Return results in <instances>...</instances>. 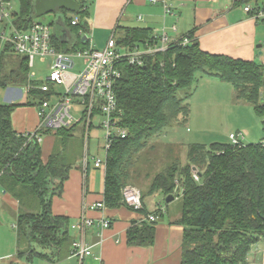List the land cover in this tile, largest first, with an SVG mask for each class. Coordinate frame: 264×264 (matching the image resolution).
Listing matches in <instances>:
<instances>
[{"label":"trees","instance_id":"trees-1","mask_svg":"<svg viewBox=\"0 0 264 264\" xmlns=\"http://www.w3.org/2000/svg\"><path fill=\"white\" fill-rule=\"evenodd\" d=\"M244 3L256 0H241ZM73 13L79 22L71 24L68 11L60 8L57 19L72 35L70 39L53 34V46L62 52L87 48L82 41L87 31L88 10L84 1ZM16 23L27 26L33 21L34 0H19ZM186 36L189 42L182 43ZM120 45L134 48L158 43L148 28L124 27L115 36ZM3 54L0 59V88L28 85L27 100L22 104L0 101V188L18 202L16 217L17 255L52 260L57 250L69 245V218L51 212L53 196L62 193L69 170L82 158L83 130L78 149L72 139L80 121L70 127L40 130L51 134L57 149L46 160L42 146L34 138L17 133L11 123V113L19 105H36L49 97L28 78L26 60ZM120 75L114 83L118 125L126 129L124 138L112 140L106 155L103 201L107 208L127 206L122 189L130 184L137 156L160 135L164 128L185 124L189 115L188 101L193 94L197 73L230 83L235 100L252 106L261 118L264 131V65L253 60L211 54L199 48L191 33L169 43L164 51L143 57V64L119 61ZM187 163L177 161L165 166L151 179L147 195L161 193L165 198L180 190L181 207L175 222L183 227L180 264H246L251 249L264 239V144L214 142L209 146L193 143L187 146ZM195 166L199 175H192ZM179 193V192H178ZM137 211L145 212L144 209ZM157 212V211H156ZM155 212V213H156ZM155 222L132 221L126 231L129 246H150L155 241ZM53 249L48 254L46 250ZM52 250V251H53ZM10 264H17L11 262Z\"/></svg>","mask_w":264,"mask_h":264},{"label":"crops","instance_id":"crops-1","mask_svg":"<svg viewBox=\"0 0 264 264\" xmlns=\"http://www.w3.org/2000/svg\"><path fill=\"white\" fill-rule=\"evenodd\" d=\"M76 1L80 3L88 0ZM90 1V7L84 4L88 10L87 31L82 32L81 36L91 35L92 38H88L89 44L94 48H96V30L107 35V39L100 43L103 48L108 38L117 36L122 28L140 27L150 29L156 37L163 33L166 34L168 44L186 33H191L199 48L205 52L253 60L264 65V21L256 19L251 12L244 10L247 5L263 6L264 0L249 3L241 0ZM164 3L167 4V9ZM74 18L78 17L73 16L72 19ZM60 22L57 23L59 29L54 28L53 34L63 36L65 40L70 39L72 35ZM202 78L211 80L214 84L223 82L208 75L200 76V80ZM233 99L236 103L249 105L235 100L234 89ZM11 123L13 129L22 134L37 129L39 118L35 108L17 107L11 113ZM93 130L95 128L91 131ZM49 135L50 138L41 145L43 160H46L50 154L54 142V137ZM98 170L102 169L95 167L92 163L84 169L82 159H79L69 170L68 177L63 182L62 193L53 196L51 200V212L54 215H65L69 218L68 231L72 240L61 251H56L59 253L56 258L52 260L38 258L46 264H180L183 227L175 222L179 216V210L169 214V205L175 198L173 197L166 204L155 200L149 204L145 197L142 202V209L145 212L133 210L125 205L117 208L104 207L100 210H85V204L103 200L105 171L102 170L100 173ZM98 175L102 179L100 184L96 182ZM151 213L157 215L154 223L156 230L154 243L150 246L127 245L126 231L131 222H142L145 216ZM17 215L18 202L16 199L0 190V264L11 262L26 264L25 256L17 255L15 228ZM80 216L91 217L94 220V225L87 228L83 235L79 230L70 227ZM103 217L111 220L110 226L101 228L98 225ZM77 238H83L92 252L89 256L83 257L80 263L72 253V243ZM258 244L259 242L251 252L257 257L258 254L263 255L264 253L259 249ZM52 250L49 249L46 252L51 254L54 252ZM248 258L250 255L247 261L251 263Z\"/></svg>","mask_w":264,"mask_h":264},{"label":"built area","instance_id":"built-area-1","mask_svg":"<svg viewBox=\"0 0 264 264\" xmlns=\"http://www.w3.org/2000/svg\"><path fill=\"white\" fill-rule=\"evenodd\" d=\"M162 1L165 2V0ZM164 7L167 9V4L164 3ZM244 10L251 12L256 19L264 21V5L254 7L247 5ZM17 14L11 6V0H0V59L3 54L20 56L26 60L28 68L35 57L41 61L46 58L51 59L49 74L46 77L51 84L43 82L36 86L40 91L49 94V97L38 100L35 105L39 118L37 129L22 135L41 142L40 130L70 127L76 121L85 125L86 132L89 127L91 130L100 128L104 132V143L101 146L103 155L89 154L90 136L86 133L82 165L86 169L89 163H92L105 171L106 155L112 140L116 137L124 138L127 135L126 129L118 125L120 110L117 108L114 92V83L120 75L119 61L125 58L130 64L142 65L144 56L164 51L168 47L166 34L163 33L157 37L158 43L151 45L146 43L144 46L132 49L120 45L114 36H110L101 49H96L89 44L87 48L68 53L58 51L53 46V30L50 24L33 18L27 26H20L16 23ZM78 22V18L71 20L72 25ZM188 42L189 39L184 36L182 43ZM74 58H81L84 61L83 69L76 73L69 70L75 66ZM31 77L33 73H28V78L31 79ZM23 87L27 95L31 86L28 84ZM57 87H62V91L56 93ZM73 110L81 114L79 119L75 120ZM242 139L243 135L240 132H232L228 135V141L231 144L241 145ZM262 142L264 144V140ZM192 175L195 180H198L197 170H192ZM122 199L133 210L142 208L141 191L133 185L128 184L122 189ZM104 207V201L100 200L85 204L84 209L100 210ZM156 219L157 215L151 213L145 216L144 221L151 223ZM110 224L111 220L105 217L98 223L101 228L108 227ZM93 225L94 220L91 217L80 216L70 227L79 230L83 235L84 231ZM72 253L80 263L83 257L89 256L92 252L83 238H77L72 243Z\"/></svg>","mask_w":264,"mask_h":264},{"label":"rangeland","instance_id":"rangeland-1","mask_svg":"<svg viewBox=\"0 0 264 264\" xmlns=\"http://www.w3.org/2000/svg\"><path fill=\"white\" fill-rule=\"evenodd\" d=\"M84 4L88 7L91 6V1H84ZM11 6L14 11L19 12L20 5L19 0H11ZM73 13L67 12L66 18H72ZM36 20L42 21L46 24H50L52 30L54 28L59 29L56 16L54 13H47L42 17H37ZM86 38H92L91 35H84ZM107 35L102 31H95V45L96 48H102L101 41L106 40ZM20 56H14L15 62ZM50 58H46L41 61L38 57H35L31 66L29 67V73H33L31 77L32 81L39 82L40 84L45 82L51 84L46 80L49 74ZM75 66L69 69L71 72H79L84 67V61L81 58H74ZM202 74L197 73V81L193 85V94L188 101L189 115L185 124L178 125L173 123L166 128L160 135L153 136L149 139L148 146L141 151L137 156V164L132 172L130 183L137 187L141 192H146L151 179L154 175L161 171L165 166L177 161L181 166L187 163V146L193 143L205 144L209 146L214 142H227L228 135L232 132L242 133L244 144L256 143L264 140V131L262 129L261 118L254 112L251 105L236 103L233 99V88L230 83L221 82L220 84H214L211 80H205L202 78ZM56 93L62 91V87H57ZM21 91V94H20ZM17 95V96H16ZM12 96L10 99H7ZM15 96V97H14ZM25 94V87L20 85H9L6 88H0V101L3 103L16 102L22 104L27 100ZM19 107L35 108V105H19ZM34 107V108H33ZM75 120L81 117L80 113L72 111ZM83 130V154L85 156L84 144L85 134L89 135V154L98 153L103 155L101 149L104 143V132L100 128L91 131V127L85 131V125L80 123L78 125L74 137L71 142L75 144V150L78 149V143L80 139V131ZM91 133V135H90ZM50 135H44L41 145H43ZM229 142V141H228ZM57 149L56 142H53L51 152ZM197 170V169H196ZM102 173V170H98ZM96 182L100 184L102 182L101 176L98 175ZM2 191V190H1ZM180 190L175 192V199L169 205V214L180 210L181 199L178 194ZM3 196V195H1ZM161 201L166 204L164 197L161 193H154L151 197L146 196V201L151 204L153 201ZM149 206V205H148ZM259 249L264 252V241H259ZM67 246V244H65ZM251 249L248 258L250 264H264V253L259 256L251 254ZM248 255V256H249ZM261 256H263L261 258ZM48 263V262H47ZM248 263V262H247ZM246 263V264H247ZM31 264H46L38 257H32Z\"/></svg>","mask_w":264,"mask_h":264},{"label":"water","instance_id":"water-1","mask_svg":"<svg viewBox=\"0 0 264 264\" xmlns=\"http://www.w3.org/2000/svg\"><path fill=\"white\" fill-rule=\"evenodd\" d=\"M60 8L71 13H76L80 9V3L76 0H34V13L32 14V18L42 17L47 13H55L57 18H60L62 15L57 13ZM85 40L86 36H83L82 41L84 42ZM192 170H196V167L192 166ZM172 199L173 195H168L165 197V202H169Z\"/></svg>","mask_w":264,"mask_h":264}]
</instances>
